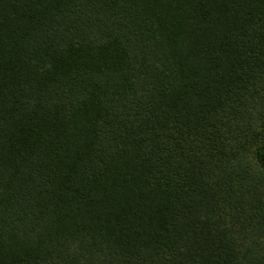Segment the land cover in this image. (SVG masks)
<instances>
[{"label": "trees", "instance_id": "1", "mask_svg": "<svg viewBox=\"0 0 264 264\" xmlns=\"http://www.w3.org/2000/svg\"><path fill=\"white\" fill-rule=\"evenodd\" d=\"M0 264H264V0H0Z\"/></svg>", "mask_w": 264, "mask_h": 264}]
</instances>
